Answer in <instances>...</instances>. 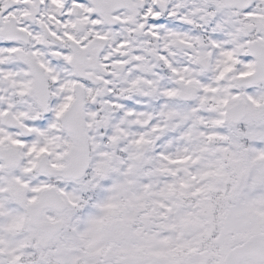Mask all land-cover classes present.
I'll use <instances>...</instances> for the list:
<instances>
[{
  "label": "snow or ice",
  "instance_id": "snow-or-ice-1",
  "mask_svg": "<svg viewBox=\"0 0 264 264\" xmlns=\"http://www.w3.org/2000/svg\"><path fill=\"white\" fill-rule=\"evenodd\" d=\"M0 264H264V0H0Z\"/></svg>",
  "mask_w": 264,
  "mask_h": 264
}]
</instances>
